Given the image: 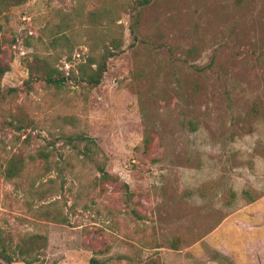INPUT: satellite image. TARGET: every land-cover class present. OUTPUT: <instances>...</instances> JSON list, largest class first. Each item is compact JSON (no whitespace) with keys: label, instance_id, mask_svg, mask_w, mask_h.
<instances>
[{"label":"rangeland","instance_id":"obj_1","mask_svg":"<svg viewBox=\"0 0 264 264\" xmlns=\"http://www.w3.org/2000/svg\"><path fill=\"white\" fill-rule=\"evenodd\" d=\"M92 11L105 18L93 33L120 35L123 51L89 87L77 66ZM128 25L113 0L0 3V226L13 239L47 234L37 264H264L251 238L264 220L251 223L243 193L264 195V0H153L135 39ZM36 56L57 86L40 71L26 82ZM134 68L139 93L127 87ZM14 155L24 168L5 180ZM103 161L119 183L97 180Z\"/></svg>","mask_w":264,"mask_h":264},{"label":"trees","instance_id":"obj_2","mask_svg":"<svg viewBox=\"0 0 264 264\" xmlns=\"http://www.w3.org/2000/svg\"><path fill=\"white\" fill-rule=\"evenodd\" d=\"M22 0H0V3H6L9 5H16L21 3ZM118 6L123 5L126 7V10L129 14V25H128V31L133 39L136 38L137 34V28L140 25L141 20V14L142 9L149 5L153 0H113ZM86 19V20H85ZM85 23V25H89L92 27V33L88 35V42H86V47L88 48V53L86 55V58L83 62L79 63L77 66V76L79 81L83 82L84 84L88 85L89 87L96 86L101 78L103 73L106 71L107 68V60L111 57H115L120 54L121 51H123L122 41L120 38V35L116 33H104L103 37L104 40H99V35L93 33L94 29L97 26H101L105 23L104 15L101 11H92L91 13H88L87 15H84L82 18V23ZM81 23V21H79ZM109 23V22H108ZM59 27H61V24H58ZM66 26L69 27V24ZM58 36H54V40H58ZM1 38H0V51H1ZM35 63L32 65H29V71H28V79L26 82L30 81L33 77V75H36L37 71H40V78L46 83V84H53L58 85L60 83L61 79L55 78V75L53 71H55V68L52 67L48 60L44 57H35ZM9 69L8 65H2L0 64V78L2 74ZM143 69L141 68H134L130 72V80L127 82V87L135 92L139 93L138 91V84L139 80L143 76ZM0 97H2V93L0 91ZM258 111L257 104H254L253 107L250 110V115L255 116ZM14 120L19 124L22 118L19 116L14 117ZM11 124V122H9ZM191 127L194 128V125L192 122H190ZM66 136V140L68 141V144H72L73 140H75L73 137H70L68 135ZM145 142H148L147 136L144 138ZM93 140H90L89 142H86L83 146L82 150H79L84 155H87L89 152H91V147L89 144H93ZM38 155L45 160L43 162V167L45 166L48 152L46 150H41ZM23 158L20 156L14 155L9 160H7L6 165L3 169V177L5 180H12L13 178L17 177L22 169L24 168L23 165ZM34 160V159H33ZM32 160V161H33ZM96 169L99 173L97 180L102 182H112L114 184L119 183L118 178L116 176H112V174H109L104 169V161L96 163ZM121 187L124 188V190L127 191L128 186L126 183H122ZM199 193L201 196H204V193L202 189L199 190ZM244 195L248 198L249 203H253L256 201V198H252L249 196V193L244 190ZM230 198L228 200H231L235 193L232 191H229ZM41 214L44 215V217L49 218L51 220H57L58 213L57 212H50V210L43 209L41 210ZM178 243V238L175 240H172V242L169 244L170 248L175 249L176 244ZM48 244V236L46 233H27L22 234L17 237V239H13L11 234L7 233L5 234V231L0 226V260L5 264H10L15 261H20L22 264H37L39 262L43 255H44V249H46ZM107 246L103 249H100V252L105 251ZM91 264H97L96 258H90Z\"/></svg>","mask_w":264,"mask_h":264},{"label":"crops","instance_id":"obj_3","mask_svg":"<svg viewBox=\"0 0 264 264\" xmlns=\"http://www.w3.org/2000/svg\"><path fill=\"white\" fill-rule=\"evenodd\" d=\"M250 206H252V207L254 206V209L252 210L253 211V215H252L253 218H252L251 223L252 224L254 223L253 225H256V224L262 222L264 220V195H262L261 197H258V199H256V202H253ZM234 215L235 214H232V215H229V216L225 217L220 222L218 228L222 227L225 224V222L230 223L229 221H231L230 219L235 217ZM263 229L264 228H262L261 230H263ZM261 230H259V231H261ZM214 231H216V230H214ZM251 238H252V240L254 242H257V244L259 246H262V249L264 250V235L257 234L255 236H251ZM241 246H246V244L243 243V245H240L239 242H238V246L237 247H241Z\"/></svg>","mask_w":264,"mask_h":264}]
</instances>
